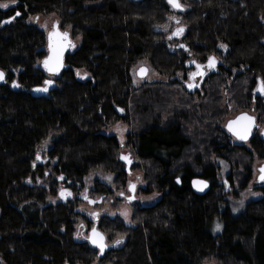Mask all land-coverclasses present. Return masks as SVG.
Instances as JSON below:
<instances>
[{
	"label": "trees",
	"instance_id": "obj_1",
	"mask_svg": "<svg viewBox=\"0 0 264 264\" xmlns=\"http://www.w3.org/2000/svg\"><path fill=\"white\" fill-rule=\"evenodd\" d=\"M0 1L11 3L0 8V69L6 73L0 85V264H264V184L260 197L233 216L213 161L226 157L243 176V188L253 153L264 157V138L256 135L250 141L255 152H230L224 128L240 112L264 125V93L252 94L264 82V0H179L182 10L166 0ZM49 13L62 32L68 28L81 38L57 76L42 70L46 35L28 21ZM173 13L183 28L178 38L156 28ZM172 41L179 43L170 47ZM210 57L218 65L193 102L172 78L185 73L190 60ZM140 59L168 80L134 87L131 70ZM49 77L54 84L47 93L33 95ZM189 118L203 126L194 128ZM119 121L134 127L125 143L135 157L128 170L142 171L141 192L160 198L150 206L134 203L132 226L119 217L97 218L93 227L108 246L99 258L80 236L91 221L77 210L84 199L76 195L93 171L113 174V189L125 188L121 146L102 133ZM46 139L42 162L36 150ZM197 145L206 148L189 152ZM196 177L210 184L202 196L190 186ZM57 184L71 195L47 204ZM97 187L100 195L113 193ZM215 221L222 229L213 234Z\"/></svg>",
	"mask_w": 264,
	"mask_h": 264
},
{
	"label": "rangeland",
	"instance_id": "obj_2",
	"mask_svg": "<svg viewBox=\"0 0 264 264\" xmlns=\"http://www.w3.org/2000/svg\"><path fill=\"white\" fill-rule=\"evenodd\" d=\"M5 3L9 5L7 8L11 6L10 2L0 1V4H5ZM2 9H6V8H2ZM28 21L35 24L41 31L44 32L46 36L49 33H51L53 30H55L58 27V23H59L58 17L55 13H49L46 15H40L38 17L29 18ZM156 28L159 31H163V32L166 31V34H168L170 38H178L181 35V34L179 36L173 35L175 34V32H177L178 29H180V25L178 24V19L174 13L169 16V19L165 25ZM62 33H67V36L70 41V51L80 45L81 38L79 36H71L68 28ZM262 42L264 43V38L262 39ZM178 43L179 42L172 41V45L170 47L176 46ZM140 67H146L148 70L147 74L143 78H139L136 75V72ZM213 70L214 68L210 67L208 69V73L202 78L205 79V77L209 73L213 72ZM13 72L18 73V70H14ZM75 73L80 77L86 75L85 70L82 69H75ZM189 74L190 71L187 70L183 74L177 73L172 78L180 83L179 87L181 89V93H183V96L190 94L185 89L186 86L187 87L190 86L191 88H193L196 87V85L200 84L201 82L200 78L189 81L188 80ZM131 76H132L133 86L136 88L148 84L164 83L168 80L166 76H163L157 73L155 70H153L146 59H140L136 62V64L132 67ZM48 79L52 80V78L50 77ZM258 84H261V82L258 81ZM203 86L204 85H202L200 89L196 90L197 91L196 93L190 94L189 97L193 99L192 100L193 102L194 100H199V98L203 96L204 94ZM260 87L261 86L259 85L257 88L259 89ZM255 91L256 88L253 89L252 94L253 92L255 93ZM258 94L261 95L260 92H258ZM252 107L253 106L249 105L248 110H250ZM227 118L226 119L224 118V122L225 120H227ZM188 120L193 125L194 128H197V126L200 127L203 126L202 123L198 120H194L192 118H189ZM131 130H134L133 125L132 127L131 126L129 127L122 121H119L116 124L102 130V133H104L105 135H113L116 137L117 141L121 146V151H120L122 153L121 156L126 158L125 161L128 163V166H130L131 162L135 160L133 150L125 145L127 140V135L131 132ZM262 130L264 131V125L260 124L259 127L255 130L254 135L259 137V134L260 132H262ZM227 138H228V143L230 145L229 146L231 150L230 152H238V151L255 152L249 144H245L242 146L244 150L242 151L237 150V147H235L237 145L235 140L230 136L229 137L227 136ZM216 142H219L217 138H216ZM49 146H50L49 139H46L42 141L37 147L36 150L37 156L39 157V160H41L42 162H46L45 154L48 151ZM196 147L197 149L195 151H189V152H200L205 150L206 148V146L199 147L198 145ZM122 157L121 159L123 160ZM213 161L218 167L217 178L220 189L222 190V195L224 199L227 201L226 203L229 206L230 210L232 211L231 212L232 215L236 216V214H239L243 211V208L248 201L255 200L260 197V192L257 190V188L262 186L264 182H260L258 179V168L262 163H264V157L261 158L257 157V155L253 153L249 165L250 179L243 188L239 187V184L243 181V176L238 175L237 174L238 172L235 171L233 172V167L231 166L230 161L227 160L226 157H217L214 155ZM113 179H114L113 174L105 173L102 171H93L83 179L82 189L76 196H78V198L80 199L83 198L84 201H82L79 204L77 210L82 212V214H84L88 218V220L91 221L90 229H92L93 224L97 220V218L99 219L102 216L103 217L107 216L109 218L119 217L122 219L125 225L132 226L131 211L133 204L136 203L140 206H150L160 198V194H145L141 192V188L145 187V182L143 181V172L140 171L139 169L133 168L132 172H129L126 181L127 182L126 186L122 190L113 189L112 187ZM97 184H103L104 186L111 187L113 193L108 196L100 195L96 193L99 190ZM130 185L134 186V188L130 187ZM70 195L71 193L69 192V189L65 185L57 184L56 194L55 196H51L47 199V204H56L60 200L65 201L70 197ZM72 197H74V194H72ZM123 213H126L127 215H124ZM217 225H219V228H217ZM211 229H212L211 232L213 234L219 233L222 229L221 223L215 221ZM79 233L80 236H85L86 238L88 236V233L83 229L82 226L79 229ZM92 264H98V263L94 262ZM103 264H110V263H103ZM205 264H213V262L208 261Z\"/></svg>",
	"mask_w": 264,
	"mask_h": 264
},
{
	"label": "water",
	"instance_id": "obj_3",
	"mask_svg": "<svg viewBox=\"0 0 264 264\" xmlns=\"http://www.w3.org/2000/svg\"><path fill=\"white\" fill-rule=\"evenodd\" d=\"M139 1V0H138ZM166 2L168 3V5L173 8V9H177V8H174L170 3H169V0H166ZM180 29H183L182 27H180ZM183 32V31H182ZM182 32H175V34H173L174 36H179ZM50 34H56V35H52L51 36V39H50ZM64 33H62V31H60V29L57 27L55 30H53L51 33H49L47 36H46V55L43 57V59L41 60V63H40V66L42 68V70L49 74V75H59L62 70L66 67L65 66V63H64V60H65V55L70 51V41H69V38L68 36H63ZM62 45V50L59 51V71L58 73H52L48 70V68L45 67V61L48 60L49 61V67L52 66V64L55 62V57H56V53H57V50L59 48V46ZM213 58V57H212ZM194 62L190 61L187 63V67H191V65H193ZM208 65L212 68H215L217 66V62L214 60L212 63H210V60H208ZM145 69L146 72L141 74V69ZM147 68L146 67H140L137 72H136V75L137 77L139 78H143L146 74H147ZM0 73H3L4 76L2 79H0V85H3L6 83V73L0 69ZM203 74V73H202ZM48 81H51V80H48ZM53 81H51L50 84H45L44 83V86L42 87H36L32 90V94L33 95H44L47 93V91L53 86ZM43 88H47V91H38L37 89H43ZM240 117H247L248 119H244V120H238V118ZM256 119L254 116L252 115H249L248 113L246 112H242V113H239L237 114L236 116H234L233 118L227 120L226 124H225V130L228 132V134H230L232 137H234L236 140H238L239 142H246L248 141L251 137H252V133H253V130L255 128V125H256ZM235 122V123H233ZM231 123V127L234 129V130H237V129H241V128H247L248 129V133H247V138L244 139V140H241L239 139L236 135H234L233 131H229V125ZM122 157V156H121ZM122 160V159H121ZM123 162L126 163V170L128 172H130L128 170L129 166H128V163L125 161V159L122 160ZM261 169H264V163H262L259 168H258V179L260 182H264L260 179L262 173H261ZM178 181V179H177ZM193 181H202L203 183H197V184H193ZM179 183V182H177ZM190 186H191V189L192 191L198 195V196H202L204 194L207 193V191L209 190L210 188V184L207 180L203 179V178H199V177H196V178H193L190 182ZM93 228L96 229V227L94 226ZM93 228L89 231L88 233V236H87V242L89 243V245L95 249H97L98 251V257H102L103 253L107 250V245L105 243V237L104 235L96 229L97 232H99L101 235H103L104 237V244L106 245V247L104 248L103 252H101L100 248L97 247L96 245H94L91 241V237H92V230Z\"/></svg>",
	"mask_w": 264,
	"mask_h": 264
},
{
	"label": "snow or ice",
	"instance_id": "obj_4",
	"mask_svg": "<svg viewBox=\"0 0 264 264\" xmlns=\"http://www.w3.org/2000/svg\"><path fill=\"white\" fill-rule=\"evenodd\" d=\"M12 3H15V0H12ZM169 3L174 7V8H177V9H181L182 10V6L181 4L179 3V0H169ZM9 5L7 3L5 4H0V8H7ZM17 15H19V13H17ZM8 22H11V20L9 21H5V23H8ZM183 29H178L177 32H182ZM52 35H56V34H50V39H51V36ZM63 36H67V33H64ZM62 45L59 46L58 50H57V53H56V57H55V62L52 64L51 67H49V61L46 60L44 63H45V67L48 68V70L52 73H58L59 71V51L62 50ZM181 47H183L181 45ZM223 47V45L221 46ZM210 60V63H212L214 61V58L210 57L209 58ZM141 74L145 73L146 70L145 69H141ZM4 76L3 73H0V79H2ZM51 81H45V84H50ZM13 86L14 87H18L19 85L15 84V82L13 83ZM38 91H47V88H43V89H37ZM259 91H261L262 93H264V82L261 83V87L258 89ZM244 119H248L247 117H240L238 118V120H244ZM235 123V122H233ZM229 131H233L234 135H236L239 139L241 140H244L247 138V133H248V129L245 127V128H241V129H237V130H234L232 127H231V123L229 125ZM39 159V157H37ZM123 159H126L124 157H122ZM261 177L260 179L262 181H264V169H261ZM179 182V179L178 181ZM197 183H203L202 181H193V184H197ZM130 187L134 188V186L130 185ZM124 215H127L126 213H123ZM217 228H219V225H217ZM91 241L94 245H96L97 247L100 248L101 252H103L104 248L106 247V245L104 244V237L103 235H101L99 232L96 231L95 228H93L92 230V237H91ZM116 243H120V240H117Z\"/></svg>",
	"mask_w": 264,
	"mask_h": 264
},
{
	"label": "flooded vegetation",
	"instance_id": "obj_5",
	"mask_svg": "<svg viewBox=\"0 0 264 264\" xmlns=\"http://www.w3.org/2000/svg\"><path fill=\"white\" fill-rule=\"evenodd\" d=\"M208 60H209V58L205 61V62H196V61H192V62H194V64L193 65H191V67H187L188 68V70L190 71V74L188 75V80L189 81H192V80H194V79H201V82H200V84H198V85H196V87H193V88H191L190 86H186L185 88L188 90V93H190V94H194V93H196L197 91L196 90H198V89H200L201 87H202V82H203V80H204V78H202L203 76H205L207 73H208V69L210 68V66L208 65ZM191 61V60H190ZM189 61V62H190ZM217 62V61H216ZM217 65H218V63H217ZM217 67V66H216ZM216 67L214 68V70H216ZM214 70H213V72H214ZM203 73V74H202ZM261 86V84H258V86ZM257 86V87H258ZM256 87V91H255V93L253 92V96L255 97V96H259L260 94H258V92H260L261 93V91H259L258 90V88ZM240 113H242V112H240ZM246 113H248L249 115H252V114H250L249 112H246ZM239 114V113H238ZM234 117V116H233ZM232 117V118H233ZM227 122V121H226ZM256 122V121H255ZM225 127V126H224ZM259 127V124L256 122V125H255V128H254V130H253V133H252V137H253V135H254V132H255V130L257 129ZM264 131L262 130V132H260V134H259V136H260V138L261 139H263L264 138V133H263ZM232 137V136H231ZM252 137L248 140V141H246V142H239L238 140H236L234 137H232L234 140H235V142L237 143V142H239L238 144L240 145V146H243V145H245V144H249L250 145V141H251V139H252Z\"/></svg>",
	"mask_w": 264,
	"mask_h": 264
}]
</instances>
